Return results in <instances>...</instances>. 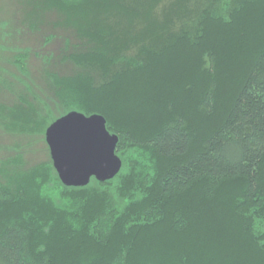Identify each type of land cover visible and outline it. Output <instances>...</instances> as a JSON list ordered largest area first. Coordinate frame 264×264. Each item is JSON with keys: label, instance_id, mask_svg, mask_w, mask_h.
Masks as SVG:
<instances>
[{"label": "trees", "instance_id": "obj_1", "mask_svg": "<svg viewBox=\"0 0 264 264\" xmlns=\"http://www.w3.org/2000/svg\"><path fill=\"white\" fill-rule=\"evenodd\" d=\"M19 2L59 41L52 96L23 79L0 127L101 113L123 166L68 186L51 155L2 158L0 264H264V0Z\"/></svg>", "mask_w": 264, "mask_h": 264}, {"label": "rangeland", "instance_id": "obj_2", "mask_svg": "<svg viewBox=\"0 0 264 264\" xmlns=\"http://www.w3.org/2000/svg\"><path fill=\"white\" fill-rule=\"evenodd\" d=\"M26 16L19 0H0V66L2 67L0 78L14 84L12 87L14 93H11V89L3 86L0 98L9 103H12V97H16L21 91L24 92L23 79L32 86L31 89L26 88L31 97L35 93L45 99L52 96L42 75V65L44 64L42 55L50 53L55 55L58 51L59 41L57 39L46 43L44 36L49 33V30L46 29L42 33V28L40 31L29 29L28 25L24 23ZM51 31L57 32L55 33L57 35L65 34V31L60 28L51 29ZM21 52H26L24 54L27 55L24 62L26 68L23 69L16 61ZM51 65H54V61ZM12 94L14 95L12 96ZM32 101L36 105L39 104V100ZM18 153H22L24 160L29 165L47 160L51 154L45 132L31 135L18 131L8 132L0 127V160Z\"/></svg>", "mask_w": 264, "mask_h": 264}, {"label": "water", "instance_id": "obj_3", "mask_svg": "<svg viewBox=\"0 0 264 264\" xmlns=\"http://www.w3.org/2000/svg\"><path fill=\"white\" fill-rule=\"evenodd\" d=\"M53 165L68 186H85L93 177L114 178L123 160L116 152L119 136L107 127L101 113L73 109L57 117L45 131Z\"/></svg>", "mask_w": 264, "mask_h": 264}]
</instances>
